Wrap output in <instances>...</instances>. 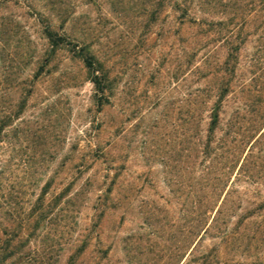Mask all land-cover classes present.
<instances>
[{
    "label": "rangeland",
    "instance_id": "374dc122",
    "mask_svg": "<svg viewBox=\"0 0 264 264\" xmlns=\"http://www.w3.org/2000/svg\"><path fill=\"white\" fill-rule=\"evenodd\" d=\"M257 3L0 0V264H264Z\"/></svg>",
    "mask_w": 264,
    "mask_h": 264
},
{
    "label": "trees",
    "instance_id": "16d2710c",
    "mask_svg": "<svg viewBox=\"0 0 264 264\" xmlns=\"http://www.w3.org/2000/svg\"><path fill=\"white\" fill-rule=\"evenodd\" d=\"M259 4L258 5H263L264 4V0H258ZM257 5H255L254 7H256ZM179 7V5H178ZM253 7V8H254ZM201 25V24H199ZM50 38H54L53 35H49ZM60 42L63 41V39H59ZM199 46L198 43H195L192 50ZM202 48V46L200 47V49ZM192 57L194 56V50L192 51ZM95 84L97 86H99L100 83L95 82ZM228 86H226L220 96H218L216 98V100L214 101L212 107H211V113L209 116V122H208V126H207V134H206V141L203 142V146H202V155L203 157H205V159L212 157L213 160H215L216 162H218V160H227L229 163H236L239 161L240 159V148L243 144H245V139L244 137L246 135H239L241 137H235V141L232 145V147L229 145V142L227 139H222L219 142H217L216 146L212 148L211 143L214 142L215 140V134L216 131L219 128L221 119H222V110H223V101H224V97L227 95L228 92ZM235 125H233L234 127H236V123H234ZM233 127V128H234ZM240 128V127H239ZM247 132V129L245 130ZM239 138V140H238ZM222 178H220V174L217 175V177L215 178V183H212L211 185V195L213 196L221 187V183H222ZM210 200L206 203H209ZM207 210V209H206ZM203 214V213H201ZM205 214V213H204ZM203 214V215H204ZM201 220L202 217H201Z\"/></svg>",
    "mask_w": 264,
    "mask_h": 264
}]
</instances>
